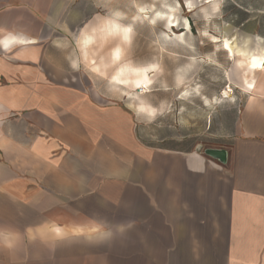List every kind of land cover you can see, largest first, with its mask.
I'll use <instances>...</instances> for the list:
<instances>
[{"label": "crops", "instance_id": "1", "mask_svg": "<svg viewBox=\"0 0 264 264\" xmlns=\"http://www.w3.org/2000/svg\"><path fill=\"white\" fill-rule=\"evenodd\" d=\"M77 11L0 0V227L22 234L0 244V264H36L31 248L52 237L68 254L70 237L99 226L109 251L123 239V264H264V57L219 148L225 164L149 149L117 131L116 106L84 104L71 79L83 75Z\"/></svg>", "mask_w": 264, "mask_h": 264}, {"label": "rangeland", "instance_id": "2", "mask_svg": "<svg viewBox=\"0 0 264 264\" xmlns=\"http://www.w3.org/2000/svg\"><path fill=\"white\" fill-rule=\"evenodd\" d=\"M69 5L78 10L68 13L79 25L75 37L80 41L83 32L92 34L85 47L93 50L87 56L78 50L83 75L71 78L84 104L116 106L124 117L117 131L129 130L149 149L204 155L205 149L228 144L243 92L262 66L264 0H69ZM107 19L129 26V38L100 34L98 27ZM85 56L104 74L93 71ZM118 65L156 71H149L151 84L143 91L122 90L108 78ZM4 225L13 224L5 220ZM94 236L70 237L68 254L52 237L49 247L35 246L30 255L36 264H123L122 238L110 242L113 253L107 242L89 243Z\"/></svg>", "mask_w": 264, "mask_h": 264}, {"label": "bare ground", "instance_id": "3", "mask_svg": "<svg viewBox=\"0 0 264 264\" xmlns=\"http://www.w3.org/2000/svg\"><path fill=\"white\" fill-rule=\"evenodd\" d=\"M170 26L172 28V25ZM98 31L100 34H103V35H106L108 33L112 34V33L118 32L121 34V36L125 40L129 38V34H130L129 26L118 25V23L114 19L105 20L103 24L99 25ZM212 38H213L214 43L219 42L216 37H212ZM91 39H92V34L90 32L89 33L83 32L82 37L80 38V43H83L82 45H80V48L82 49V52L86 56L89 51L93 50L92 48L89 49L85 47L86 42ZM111 52H113L114 57H118L120 54L118 47H114L113 51ZM86 56H85V60H86L87 65L91 66L93 71L95 72L97 71L99 72V74L103 75L104 72L102 71V69L101 70L99 69L100 67L99 64L94 62L92 57H86ZM149 71L155 72L156 70L154 67H139V68H133L131 71H128L123 65L122 66L118 65L110 73L108 78L110 79L109 81H112L113 83H115L122 90L128 89L132 91H135V90L143 91V89L149 87L151 84V78L149 75Z\"/></svg>", "mask_w": 264, "mask_h": 264}, {"label": "clouds", "instance_id": "4", "mask_svg": "<svg viewBox=\"0 0 264 264\" xmlns=\"http://www.w3.org/2000/svg\"><path fill=\"white\" fill-rule=\"evenodd\" d=\"M130 227V225L128 226ZM42 227H28L26 229V235L29 242L40 240L45 242V238L40 234V229ZM113 233L111 230H107L99 226L97 233L91 239L87 238L89 243L100 244L111 239ZM22 237V234L17 231H6L4 228L0 227V244L11 249L15 246L16 241Z\"/></svg>", "mask_w": 264, "mask_h": 264}, {"label": "water", "instance_id": "5", "mask_svg": "<svg viewBox=\"0 0 264 264\" xmlns=\"http://www.w3.org/2000/svg\"><path fill=\"white\" fill-rule=\"evenodd\" d=\"M203 154L206 157L216 160L221 164L226 163L227 154L224 150L209 148V149H205Z\"/></svg>", "mask_w": 264, "mask_h": 264}, {"label": "built area", "instance_id": "6", "mask_svg": "<svg viewBox=\"0 0 264 264\" xmlns=\"http://www.w3.org/2000/svg\"><path fill=\"white\" fill-rule=\"evenodd\" d=\"M225 92H227V93H232V90L230 89L229 86H226V88H225Z\"/></svg>", "mask_w": 264, "mask_h": 264}]
</instances>
